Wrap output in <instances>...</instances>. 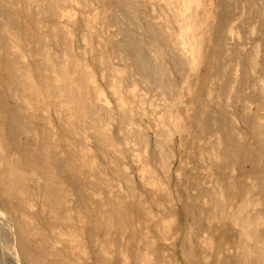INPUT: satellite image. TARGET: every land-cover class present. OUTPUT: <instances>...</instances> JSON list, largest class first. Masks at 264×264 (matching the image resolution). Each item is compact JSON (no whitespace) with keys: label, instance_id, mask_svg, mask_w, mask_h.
<instances>
[{"label":"bare ground","instance_id":"bare-ground-1","mask_svg":"<svg viewBox=\"0 0 264 264\" xmlns=\"http://www.w3.org/2000/svg\"><path fill=\"white\" fill-rule=\"evenodd\" d=\"M87 1L0 0V32L6 36L3 46L0 35V212L10 221L16 256L24 264H61L63 252L69 249L70 255H74V244L82 241L83 246L79 250L92 264H173L171 258L164 261L158 257L160 248L151 247L149 250L147 247L150 261L133 253L131 245L135 239L138 240L140 233L125 227L127 223L136 225L139 222L136 217H142L139 207L151 213L153 209L149 204L152 205L156 199L157 205L153 206L160 207L168 196L166 183L150 167L148 160L153 144L159 149L163 162L169 156L161 139L168 134L166 125L171 118L172 90L176 82L179 78L185 79L184 73L200 62L212 67L218 54L228 52L233 65L229 73L224 71V82L220 92L216 93L219 98L227 100L234 97L241 103V108L229 113L225 108L219 109L221 115L232 119L231 125L223 117L217 120L210 113L206 118L202 115L204 129H215L212 135L214 142L210 138L205 151L198 154L202 161L208 162L203 168L209 172L208 191L201 193L207 209L206 213L200 214L199 229L202 231L201 225L207 219L210 221L217 216L229 217L232 228L225 226L220 228V232L215 228L220 234L217 245L212 241V233L208 237L206 230L199 233L201 238L197 236L196 243L208 246L202 252L204 260L218 252L220 264H264V152H261L264 143V33L249 42L248 49L243 51L245 46L238 42L240 31L236 25L242 14L232 17L224 0H214L215 8L211 6L209 9L215 20L207 26L210 28L211 52H195L186 31L189 16L186 13L192 10V5L205 3L203 0H91L95 7L90 12L91 16L84 17V23L86 27L100 23L106 29V35H100L98 41L103 43V48H109L107 52H100L102 58L98 55L92 58L87 36L84 34L78 39L74 30L76 9L69 5L81 4L82 7ZM147 8H151V14ZM255 17L264 32V16L256 13ZM256 29L258 27L251 25L248 30L255 33ZM107 37L116 38L120 45L115 47L111 43L110 47ZM228 40L235 43L231 45ZM60 46L62 52L58 49ZM112 49L123 52V68L130 69L127 77L122 75V68L109 66L112 74L108 87L116 101L120 105H130V101L133 103L137 99V106L144 109L145 100L140 97H144L146 91L139 87L152 88L156 95V99L151 101V117L156 119L157 125L165 126L162 135L159 133L160 138L152 134V141L148 135L136 140L138 131L128 129L124 137L129 143L131 138L134 145L144 148L143 157H136L141 163L139 176L152 192H160L157 198L154 197L156 195H139L132 182L118 186L120 193L114 196V200L108 199V195L103 198L94 191L86 196L85 187L77 180L82 167L80 160L90 151V143L94 147L100 146L98 148L103 152L117 149V141L109 131L108 114L96 109L91 101L104 92L94 79L90 62L101 65ZM73 50L77 54L69 57L66 51ZM79 54L83 61L77 56ZM28 60L32 63H26ZM104 72L101 70L102 78ZM248 73L254 74L256 88L252 87L245 95L239 83L243 79L245 84ZM136 92L140 94L137 96ZM206 95L216 102L210 90ZM106 99L97 100L108 105ZM152 102L161 104V110L154 111ZM196 109L200 113L204 107L196 105ZM51 111L72 137L86 141L85 148L67 141L55 131L49 117ZM36 113L43 118L35 125L32 120L36 119ZM129 113L131 116L134 114ZM127 121L131 128V117ZM235 121L242 124L245 133L232 127ZM46 124L52 127V131L46 129ZM239 133H243L242 138ZM60 137L66 140L63 144L66 151L56 142ZM245 141L247 146L243 143ZM217 157L226 159L225 169L216 163ZM245 159L249 161L248 168L244 167ZM92 165L98 170L99 178H107L109 171L104 163L94 158ZM234 165L246 184L237 186L234 192L229 188L224 191L222 185L225 180L230 181L229 172L233 171ZM122 168L127 172L129 165L125 163ZM175 172L179 207H183L180 193L185 184L178 176L180 166ZM215 172L224 178L217 177ZM89 177L94 178L91 173ZM32 179L43 188L32 190L37 186ZM112 183L106 185L112 186ZM34 191L39 193L33 194ZM93 201L97 203L92 207V216L81 207ZM249 205L258 209L252 219L245 211ZM160 221L172 225L177 223V216L168 213ZM56 225L68 227L57 230ZM156 232L159 233L160 229ZM178 232L183 233L179 242L182 250L188 243L190 228L185 230L179 226ZM56 234L68 236L65 239L63 236L54 238ZM144 234L151 242L152 237L147 230ZM125 236L128 246L120 242Z\"/></svg>","mask_w":264,"mask_h":264},{"label":"rangeland","instance_id":"rangeland-1","mask_svg":"<svg viewBox=\"0 0 264 264\" xmlns=\"http://www.w3.org/2000/svg\"><path fill=\"white\" fill-rule=\"evenodd\" d=\"M143 1L148 2V0ZM203 1L207 3V5L202 2L199 3L198 6L192 5V10L189 11V13H186L187 15H189L187 18L188 25L186 31L190 36L189 40L193 48L195 49V52H198V50L201 52H211L212 46L210 40V28H208L207 26L214 23V15L209 8H211V6L215 8V3L214 0ZM224 2L226 3L228 9H230L232 17L237 18L242 14L241 17L237 18L238 20H236V25L238 27V30L240 31V38L238 42L241 43V45L245 46L243 48V51H246L248 49V43L256 40L258 36L264 33L262 32L261 28L263 26L260 25L261 23H258L256 21L257 18L255 17L256 13H260L264 16V0H224ZM154 3L155 2H153V4ZM106 4L109 5L108 3ZM69 5L73 6L76 9V15L73 21V25L75 27L74 30L77 33L78 39L81 37V35L83 36L85 34L88 38V49L90 50L92 58L95 55H98V57L100 56V58H102L100 52H107L109 48H103V43L98 41V38L100 35H106V29L102 27L98 22L93 23L92 27H86L84 23V17L91 16L90 12L95 7V4L91 0H88L82 7H80L81 4L72 5L69 3ZM147 11L149 14H151V8H147ZM251 25L256 26V28L258 27L255 33H250V31L248 30ZM0 35L2 37V44L4 46L6 36L2 32H0ZM107 38L110 41V47L112 44L115 47L120 45L116 38ZM186 39H188V37H186ZM228 41L231 43V45L235 43L233 40ZM97 45H99L100 47ZM93 46L95 49L93 48ZM61 47L62 46L58 47V49H61L62 52L63 49ZM121 52V50L118 51L112 49V51L109 53L108 58L106 60H102L103 63L101 65L90 62V70H92L94 79H97L98 84L104 92L100 97L94 96L93 100L91 101L92 103H95L96 109H100L101 111L108 114V119L110 121L109 131H111V136L114 138V140L117 141V145L115 146L117 147V149H111L109 151L105 150L104 152L106 153H104L102 149L98 148L100 146H96V148L91 145L92 143L89 142L90 151L88 150V153H86L84 158L80 160L82 161V167L79 174L77 175V180L85 187L84 192L86 194L84 195L86 196L94 191L98 192V194L103 198L108 195V199L110 198L114 200V196L120 193L118 186L124 185L126 184V182H132L135 185V188L139 195H156L154 197L157 198V193L160 194V192H158L157 190L152 192L149 187H146V185L142 183V180L139 176L141 163L140 161L136 160V157H143L142 154L144 148H141L140 145L137 144L134 145L131 138L129 143V141L124 137V133L127 129L133 131L137 130L138 132L135 135L136 140H139L142 136L145 135H148L149 139L154 138V136L160 138L159 133L162 135V132L165 130V126L161 124L157 125L156 119L151 117V101H154L156 99V95L152 88L148 89L143 85L139 87L146 91L144 97H140V99L145 100V104L143 106L144 109L137 106V99L136 102L133 103L129 99L130 105H120L116 101L114 93L108 87V83L112 74L109 66L114 65V69L120 67L122 68V75L125 74L127 77L130 75V69L124 70L123 68V52ZM66 53L69 57H71L73 53L77 54L76 52H74V50L70 52L66 51ZM102 54L105 57V54ZM1 56H4V54H1ZM77 56L81 61H83V57L80 54ZM215 60V65H212V67L210 66V64H207L206 66L204 63L202 64V62H200L194 69H191L187 73H184L185 79L183 78L182 80H180L179 78L176 82L175 89L172 90L173 106L171 108V118L169 120V123L166 125L168 134L163 139H161V142L164 145V150L167 151L169 155L167 161L163 162L159 149L155 146V144L150 146L152 148V152L149 156L150 159L148 160L150 162V167L154 171H157L160 179L166 183V186L168 188V196H166L163 201V207V203L160 205V207L153 206L154 204H156V199L151 202L152 205L149 204V206H151L153 209L151 211L152 214L148 212L146 213L142 206L139 207V210L142 212V217L136 216L139 222L136 225H134V222L127 223L125 227L126 229H133L137 233H140L138 240L135 239L133 241L134 244L131 245L133 246L132 252L137 253L141 258L146 257L148 261L151 260V258L148 257V251L152 247L154 249L160 248L161 251L157 254L158 257H160L164 261H166L167 258H171L173 264H220L219 259L221 255H219L218 252L213 253L207 258V260H204L202 258V252H205L208 249V246L199 245V247L196 243V237H200L199 233L206 230L208 237L209 233H212V241L214 242V245H217L219 242L218 238L220 235V228H224L225 226L232 228V222L229 217L219 218L217 216L210 221L207 219V221L205 223H202L201 225L202 231H200L199 229L200 214L206 213L205 211L207 209L203 203L201 193L208 191L209 187L207 184V178L209 177V172L203 168V165H207L208 162L206 160L202 161L198 157V154L205 151L210 138H212L211 141L214 142V137H212V135L215 129H204L202 115H204L205 118L212 115L215 118L217 117V120L223 117V119L225 118V121L228 123V125H231L230 121H232V119H230L229 116L221 115L219 109L225 108L227 109L228 113L230 111H238V109L241 108V103L236 102L234 97L227 100L222 97L219 98L217 96L216 92H220V86L224 82L223 73L224 71H231L233 60L232 56L228 52L218 54ZM26 63L31 64L32 62L31 60H28V62ZM220 69L221 71H219ZM101 70L105 71L103 78L100 76ZM246 76L247 80L245 79V84L243 83L242 77L239 79H242L239 83V86L241 87V90H245H242L245 95L247 92L251 91V88L254 87V83L256 82L254 79V74L248 73V75ZM174 77L176 78L177 76L175 75ZM114 83L118 84L115 79ZM208 90H210L211 96L212 98L216 99V102L210 100L207 97L208 95H206V93L208 92ZM139 92L141 93L142 91ZM139 92H136L137 96L140 94ZM106 97L108 99H106ZM101 98L108 100L109 104L104 105L100 100H97ZM196 105H199L202 108L204 107L205 111L203 110L202 112L198 113ZM153 107L154 111L161 110V104L153 103ZM130 111L134 113L132 116L131 113H129ZM52 112L53 111L50 112L49 117L56 127L55 131L62 137H65L67 141H73L74 144H79L80 146L85 148L86 141L79 140L77 139V137H72L71 133H69L65 127L59 124L57 118ZM209 113L210 115H208ZM36 114V119L32 120L34 121L35 125L40 123L43 118V115L41 116L39 113ZM124 117L126 118L125 120L123 119ZM128 117H131L132 120L131 128L128 125ZM238 122L239 121H235L232 127L240 128V130L242 132L244 131L245 133V129L242 128V124ZM46 129L48 131H52V127L49 124H46ZM155 132H158V134L155 135ZM152 134H154V136ZM239 135H241V138L243 137V133H239ZM62 137H60L61 139L57 140L56 142L59 144V147L62 150L66 151L63 146V144L66 143V140ZM205 139L207 140L205 141ZM243 143L246 146L248 145L246 141ZM261 152H264V143H262ZM94 158H97L98 162L104 163L108 167L107 170L109 172L107 178H104V176L99 178V174H97L98 170L94 167V165H92V160ZM67 159H70L69 155H67ZM243 162H245L244 167L248 168L249 161L245 159ZM125 163L129 165L127 172L122 168L123 164ZM216 163L225 169V166L223 165L226 163L225 158L217 157ZM179 166L180 173L178 176L185 184V188L181 190L180 193V200L184 203L183 207H179V195L178 193H176L174 185V182L177 178L175 170ZM114 172L118 173L114 175ZM90 173L94 178L89 177ZM229 173H231L230 181L225 180L222 185V190L227 191L230 189V191L234 192L237 186L246 184L245 180L240 178L241 175L238 173L237 167L235 165L233 171H230ZM215 174L219 178H224L223 175H221L219 172H215ZM99 182H101L102 184L99 185ZM110 182H113L112 186H108L109 184H111ZM33 183L37 186H35V188L32 190L43 188V185L36 183L35 180H33ZM107 183L109 184L106 185ZM107 191L109 192L106 193ZM32 193L38 194L39 192L34 191ZM96 203L97 202L94 201L90 203L88 202L81 208L87 209L88 212L93 216L94 213L92 207ZM256 209L257 208H253L250 205L245 207V211L247 212L246 215L249 216V219H252V216H254V212ZM168 213H173L177 216L178 224L175 222L174 224L172 223V225L169 223L163 224L162 221H160V218L165 214L167 215ZM56 226L58 227L57 230L66 229L68 227L65 225H63V228L59 225ZM179 226H182L185 230H187V228H190L191 233L187 239L188 243L183 246L182 250L179 242L181 241L183 233L178 232ZM158 228L160 229L159 233L156 232ZM215 228H218L219 232H217ZM145 230H147L148 234L151 235V242H154V244H152L149 239L146 238L144 234ZM56 235L57 236H54V238L63 236V238L65 239V237L68 236L65 234L60 236L58 234ZM120 242L125 244V246H128V240L126 239V236L123 237ZM74 245L75 247L73 248V252H75V254L71 256L69 249L66 248L68 249V251L63 252L62 257L60 258L61 264H92L90 262V259H87L86 254L79 250L83 246V242L77 241ZM147 247L149 248V250L147 249ZM112 254H114V252ZM5 260L7 261V263H5ZM3 261L5 264H24L14 252L10 221H8L5 214H2L0 212V264H2Z\"/></svg>","mask_w":264,"mask_h":264}]
</instances>
